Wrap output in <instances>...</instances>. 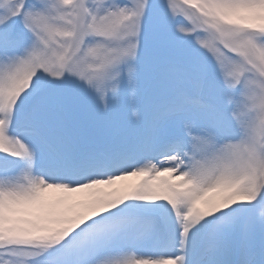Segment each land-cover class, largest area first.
Here are the masks:
<instances>
[{"label":"snow or ice","instance_id":"6c2138e0","mask_svg":"<svg viewBox=\"0 0 264 264\" xmlns=\"http://www.w3.org/2000/svg\"><path fill=\"white\" fill-rule=\"evenodd\" d=\"M0 264H264V0H0Z\"/></svg>","mask_w":264,"mask_h":264}]
</instances>
